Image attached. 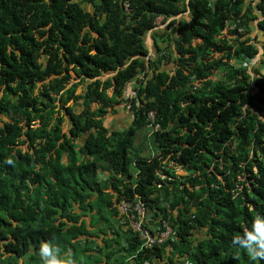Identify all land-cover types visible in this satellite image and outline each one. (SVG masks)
I'll return each mask as SVG.
<instances>
[{"label":"trees","instance_id":"trees-1","mask_svg":"<svg viewBox=\"0 0 264 264\" xmlns=\"http://www.w3.org/2000/svg\"><path fill=\"white\" fill-rule=\"evenodd\" d=\"M258 223L264 0H0V264H264Z\"/></svg>","mask_w":264,"mask_h":264},{"label":"built area","instance_id":"built-area-1","mask_svg":"<svg viewBox=\"0 0 264 264\" xmlns=\"http://www.w3.org/2000/svg\"><path fill=\"white\" fill-rule=\"evenodd\" d=\"M250 62L255 64L256 60L253 59ZM149 117L154 121L155 117L153 113ZM151 127L159 130L160 124H154ZM119 210L121 214L129 215L131 227L142 241V248H153L155 246H162L170 240L176 241L174 228L169 223H165L162 228L153 231V227L148 222L146 205L143 202H138L134 208L124 203L120 206ZM132 259L134 257L130 258V260Z\"/></svg>","mask_w":264,"mask_h":264},{"label":"clouds","instance_id":"clouds-1","mask_svg":"<svg viewBox=\"0 0 264 264\" xmlns=\"http://www.w3.org/2000/svg\"><path fill=\"white\" fill-rule=\"evenodd\" d=\"M121 214V213H120ZM125 215V214H122ZM256 230L259 233V236L261 238H264V225L257 224ZM249 235V241L257 239L256 236ZM234 243L240 245L241 247H244V241L240 237H234ZM248 250L250 256L252 259H264V251H260L258 253L253 254L248 248L244 247ZM261 248L264 249V239L261 241ZM40 257L42 260V264H76L75 259H69L67 261L57 259L55 255H53V248L52 245L48 242H44L40 246ZM69 255L72 256L71 252H69Z\"/></svg>","mask_w":264,"mask_h":264},{"label":"rangeland","instance_id":"rangeland-1","mask_svg":"<svg viewBox=\"0 0 264 264\" xmlns=\"http://www.w3.org/2000/svg\"><path fill=\"white\" fill-rule=\"evenodd\" d=\"M157 22H158V25H159L160 27H165V24H164V21H163L162 18H159ZM259 40L261 41V39H259ZM148 44H149V45H151V44L153 45V40L151 39L150 36H148ZM167 68H169L170 70H171V69L174 70V69H173V65H170V66L167 67ZM128 119H129L128 116L125 115V117H124V122L127 123V120H128ZM24 148L26 149V147H24ZM179 173H180V174H186L185 171H179ZM86 221L91 222V217L86 218Z\"/></svg>","mask_w":264,"mask_h":264},{"label":"crops","instance_id":"crops-1","mask_svg":"<svg viewBox=\"0 0 264 264\" xmlns=\"http://www.w3.org/2000/svg\"><path fill=\"white\" fill-rule=\"evenodd\" d=\"M125 115H127L128 117H130L128 120H127V123L131 122L132 121V115L131 114H128V113H124V114H121V115H118L115 119H114V125L113 126H116L118 128H122L124 125H126L127 123L124 122V117ZM133 260V259H132ZM130 261V264H132L131 260Z\"/></svg>","mask_w":264,"mask_h":264}]
</instances>
